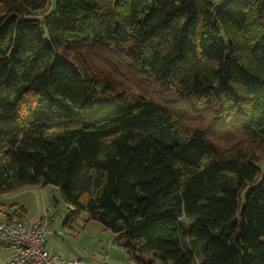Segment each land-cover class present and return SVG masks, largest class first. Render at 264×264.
<instances>
[{
  "label": "trees",
  "instance_id": "1",
  "mask_svg": "<svg viewBox=\"0 0 264 264\" xmlns=\"http://www.w3.org/2000/svg\"><path fill=\"white\" fill-rule=\"evenodd\" d=\"M47 5L0 0V194L42 179L134 264H264V0Z\"/></svg>",
  "mask_w": 264,
  "mask_h": 264
},
{
  "label": "rangeland",
  "instance_id": "2",
  "mask_svg": "<svg viewBox=\"0 0 264 264\" xmlns=\"http://www.w3.org/2000/svg\"><path fill=\"white\" fill-rule=\"evenodd\" d=\"M55 2L48 0L47 9L43 12L53 11ZM43 12L37 13L41 16ZM0 207L3 214H15L23 207L27 220L35 215L40 216L48 209L52 230L59 233L49 236L48 245L66 259H79L80 264H134L118 236L101 223L89 220L86 213H80L75 222L66 226L64 221L71 211L70 207L63 201L60 190L45 184L42 179L0 194ZM80 220L84 225L79 224ZM143 258L151 260L147 255ZM155 263L158 264V261Z\"/></svg>",
  "mask_w": 264,
  "mask_h": 264
},
{
  "label": "built area",
  "instance_id": "3",
  "mask_svg": "<svg viewBox=\"0 0 264 264\" xmlns=\"http://www.w3.org/2000/svg\"><path fill=\"white\" fill-rule=\"evenodd\" d=\"M51 234L59 233L52 230L48 209L33 221L0 212V264H80L49 247Z\"/></svg>",
  "mask_w": 264,
  "mask_h": 264
},
{
  "label": "crops",
  "instance_id": "4",
  "mask_svg": "<svg viewBox=\"0 0 264 264\" xmlns=\"http://www.w3.org/2000/svg\"><path fill=\"white\" fill-rule=\"evenodd\" d=\"M38 217H39L38 215H35V216H33L31 219H28V220L33 221V220H36ZM80 221H81V220H80ZM83 223H84V222H83Z\"/></svg>",
  "mask_w": 264,
  "mask_h": 264
}]
</instances>
